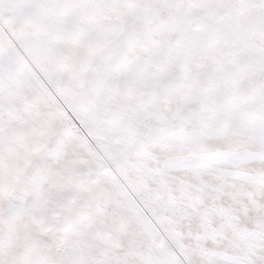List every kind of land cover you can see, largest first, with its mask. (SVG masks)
Segmentation results:
<instances>
[{"label": "snow or ice", "instance_id": "1", "mask_svg": "<svg viewBox=\"0 0 264 264\" xmlns=\"http://www.w3.org/2000/svg\"><path fill=\"white\" fill-rule=\"evenodd\" d=\"M0 264H264V0H0Z\"/></svg>", "mask_w": 264, "mask_h": 264}]
</instances>
